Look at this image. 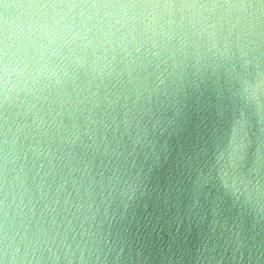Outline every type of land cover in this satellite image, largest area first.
Listing matches in <instances>:
<instances>
[{
    "label": "water",
    "instance_id": "1",
    "mask_svg": "<svg viewBox=\"0 0 264 264\" xmlns=\"http://www.w3.org/2000/svg\"><path fill=\"white\" fill-rule=\"evenodd\" d=\"M0 264H264V0H0Z\"/></svg>",
    "mask_w": 264,
    "mask_h": 264
}]
</instances>
